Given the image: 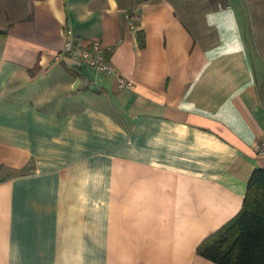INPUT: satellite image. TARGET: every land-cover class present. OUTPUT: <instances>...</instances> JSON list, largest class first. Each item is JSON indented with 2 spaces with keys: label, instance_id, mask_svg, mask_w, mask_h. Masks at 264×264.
<instances>
[{
  "label": "crops",
  "instance_id": "obj_1",
  "mask_svg": "<svg viewBox=\"0 0 264 264\" xmlns=\"http://www.w3.org/2000/svg\"><path fill=\"white\" fill-rule=\"evenodd\" d=\"M248 1L252 42L234 0H0V264H217L198 249L264 169ZM68 31L134 87L64 55Z\"/></svg>",
  "mask_w": 264,
  "mask_h": 264
},
{
  "label": "trees",
  "instance_id": "obj_2",
  "mask_svg": "<svg viewBox=\"0 0 264 264\" xmlns=\"http://www.w3.org/2000/svg\"><path fill=\"white\" fill-rule=\"evenodd\" d=\"M227 7L225 0H212ZM7 33L0 32V38ZM140 46H144L139 34ZM200 256L217 264H264V169L253 173L241 212L199 247Z\"/></svg>",
  "mask_w": 264,
  "mask_h": 264
},
{
  "label": "built area",
  "instance_id": "obj_3",
  "mask_svg": "<svg viewBox=\"0 0 264 264\" xmlns=\"http://www.w3.org/2000/svg\"><path fill=\"white\" fill-rule=\"evenodd\" d=\"M125 18L128 21L129 27L135 29L139 15L136 12H128ZM63 53L74 58L82 67H90L97 72L114 75L117 78L120 89H132L134 87L133 81L123 77L118 69L108 60L107 49L98 40L84 44L79 42L71 31H68ZM257 152L260 155H264V143L257 146Z\"/></svg>",
  "mask_w": 264,
  "mask_h": 264
},
{
  "label": "rangeland",
  "instance_id": "obj_4",
  "mask_svg": "<svg viewBox=\"0 0 264 264\" xmlns=\"http://www.w3.org/2000/svg\"><path fill=\"white\" fill-rule=\"evenodd\" d=\"M226 1H228V0H226ZM234 6H235V10L237 11L238 15L240 16L244 32L245 33L247 32L246 35L249 36V41L252 42L251 34H250L249 30H250V26H254V23H256L255 26H257L258 10L256 8V5L254 2H251V1L249 2L248 0H239V1L234 0ZM255 19H256V21H255ZM250 52L252 53V59L253 60L258 58L257 53H259L261 56H264L261 52H257V48L250 49Z\"/></svg>",
  "mask_w": 264,
  "mask_h": 264
}]
</instances>
